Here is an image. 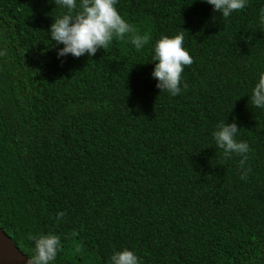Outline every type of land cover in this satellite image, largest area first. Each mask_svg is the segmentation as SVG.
Instances as JSON below:
<instances>
[{
  "label": "trees",
  "instance_id": "16d2710c",
  "mask_svg": "<svg viewBox=\"0 0 264 264\" xmlns=\"http://www.w3.org/2000/svg\"><path fill=\"white\" fill-rule=\"evenodd\" d=\"M264 0L225 18L204 0H117L149 37L57 59V0H0V229L28 258L53 233L50 264H264ZM182 32L192 63L173 96L155 87V40ZM235 120L247 159L212 133ZM245 178H241V174ZM65 215L56 219V213Z\"/></svg>",
  "mask_w": 264,
  "mask_h": 264
},
{
  "label": "clouds",
  "instance_id": "9594fccd",
  "mask_svg": "<svg viewBox=\"0 0 264 264\" xmlns=\"http://www.w3.org/2000/svg\"><path fill=\"white\" fill-rule=\"evenodd\" d=\"M65 11L53 19L48 34L56 48L57 59L67 55L80 57L93 56L98 48H106L114 38H128L131 44L141 49L148 43L149 37L138 33L116 9L117 0H57ZM212 6L214 12L227 18L235 11L244 8L248 0H204ZM259 19L264 23V8L260 9ZM184 35H162L155 40L151 61H155L151 76L156 80L155 87L175 96L181 91V73L184 66L192 63V57L183 47ZM0 54H3L0 52ZM251 103L257 108H264V71L251 89ZM238 127L235 120L231 123L221 121L212 133L216 146L225 156L233 153L241 156V163L247 159L249 144L237 140ZM245 178V174H241ZM65 213L58 211L56 219ZM34 252L28 264H50L57 257L61 239L53 233H41L30 237ZM109 264H140L139 257L125 247L114 251Z\"/></svg>",
  "mask_w": 264,
  "mask_h": 264
},
{
  "label": "water",
  "instance_id": "95a60500",
  "mask_svg": "<svg viewBox=\"0 0 264 264\" xmlns=\"http://www.w3.org/2000/svg\"><path fill=\"white\" fill-rule=\"evenodd\" d=\"M28 261L12 239L0 229V264H28Z\"/></svg>",
  "mask_w": 264,
  "mask_h": 264
}]
</instances>
